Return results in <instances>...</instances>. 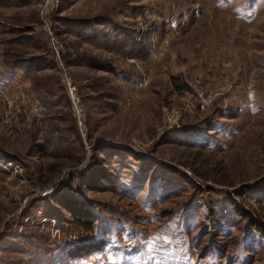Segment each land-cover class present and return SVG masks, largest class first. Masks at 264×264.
Wrapping results in <instances>:
<instances>
[{
  "label": "rangeland",
  "instance_id": "obj_1",
  "mask_svg": "<svg viewBox=\"0 0 264 264\" xmlns=\"http://www.w3.org/2000/svg\"><path fill=\"white\" fill-rule=\"evenodd\" d=\"M43 5L0 0V63H51L0 95V264H264V0H59L63 67Z\"/></svg>",
  "mask_w": 264,
  "mask_h": 264
},
{
  "label": "trees",
  "instance_id": "obj_2",
  "mask_svg": "<svg viewBox=\"0 0 264 264\" xmlns=\"http://www.w3.org/2000/svg\"><path fill=\"white\" fill-rule=\"evenodd\" d=\"M82 25L76 29L80 34H85L90 37H96L98 35L104 34L105 36H109L108 32H103V31H97L92 27H88L89 22H81ZM81 28V29H79ZM50 62L45 61L44 57L43 58H38L36 60H22V59H16V60H7L6 63H4V66L8 72H22L24 76H31V75H38L40 74V71L44 70V67L46 64H49ZM47 66V65H46ZM35 89V88H34ZM102 176L98 177V181L96 179L92 180H87L84 185L89 189V190H96L98 187L97 185L100 184V181L102 180ZM101 178V180L99 179ZM61 208L66 209L74 218V222L78 225L84 226L87 229L91 228L92 225V220H90V212L85 208L84 204L76 199H60L58 201ZM235 212L238 216L246 217L245 212L241 210L238 206L234 207ZM254 230L258 232L259 235L264 236V230L258 226L257 224L253 225Z\"/></svg>",
  "mask_w": 264,
  "mask_h": 264
},
{
  "label": "built area",
  "instance_id": "obj_3",
  "mask_svg": "<svg viewBox=\"0 0 264 264\" xmlns=\"http://www.w3.org/2000/svg\"><path fill=\"white\" fill-rule=\"evenodd\" d=\"M59 3V0H44V5L42 7V19L43 22L46 24V31L48 32L49 37L51 38V43L53 50L56 53L57 58L61 61V50L62 44L56 38H54V34L48 25L47 18L51 12V10ZM64 82L67 86L69 94L72 98V103L78 109V114L81 115L82 110L79 108L80 101L77 98V90L74 84L72 83L71 78H69L66 74H64ZM7 89L4 87H0V95L6 94ZM7 100V115H10L15 108L14 100H10V98H6ZM202 108H205V105H202ZM24 114L27 116L29 120L41 122L46 115V109L42 103V101L36 97H29L28 102L24 107ZM82 126V125H80Z\"/></svg>",
  "mask_w": 264,
  "mask_h": 264
},
{
  "label": "crops",
  "instance_id": "obj_4",
  "mask_svg": "<svg viewBox=\"0 0 264 264\" xmlns=\"http://www.w3.org/2000/svg\"><path fill=\"white\" fill-rule=\"evenodd\" d=\"M8 72L3 64L0 63V77L1 75H4V77H1L0 79V87H4L7 90L13 89L17 90L16 94H29V85L27 86V81L23 77L20 76V74H16V78L12 74H7ZM10 73V72H9ZM13 73V72H11ZM23 88L25 90H23Z\"/></svg>",
  "mask_w": 264,
  "mask_h": 264
},
{
  "label": "bare ground",
  "instance_id": "obj_5",
  "mask_svg": "<svg viewBox=\"0 0 264 264\" xmlns=\"http://www.w3.org/2000/svg\"><path fill=\"white\" fill-rule=\"evenodd\" d=\"M60 62V65L63 67V64H62V62L61 61H59Z\"/></svg>",
  "mask_w": 264,
  "mask_h": 264
}]
</instances>
